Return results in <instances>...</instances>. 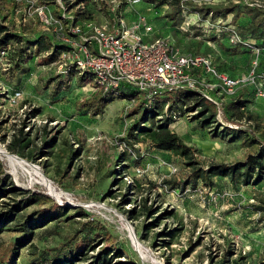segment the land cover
<instances>
[{"label":"rangeland","instance_id":"rangeland-1","mask_svg":"<svg viewBox=\"0 0 264 264\" xmlns=\"http://www.w3.org/2000/svg\"><path fill=\"white\" fill-rule=\"evenodd\" d=\"M15 1L9 18L0 14V22L23 38L0 50V184L7 188L0 194V264L60 260L84 239L86 248L67 264H264V169L247 180L244 174L216 175L206 183L196 176L199 169L245 162L259 152L260 145L251 144L247 134L252 129L264 142V97L249 95L242 126L247 133L229 132L218 108L211 105L207 111L196 101H163L162 109L143 120L145 109L140 99L131 100L133 92L91 116L82 106L95 93L88 81L82 85L79 74H61L56 61H48V52H38L41 36L46 43H58L38 14L41 4ZM181 1L198 28H174L166 16L179 14L177 0L164 5L143 0L133 9L155 32L169 33L181 53L207 51L213 60L232 64L240 76L254 53L227 56L224 44L211 39L213 32L206 27L215 24L208 8L217 11L239 1ZM240 4L236 10L242 24L248 20L247 6L264 9V0ZM86 8L103 19L94 0ZM259 73L264 74V51ZM240 93L249 94L248 87ZM167 140L182 143L187 153L161 148ZM4 150L34 167L12 166ZM35 192L48 194L53 202L17 207ZM56 205L66 213L50 215L21 242L20 224Z\"/></svg>","mask_w":264,"mask_h":264},{"label":"built area","instance_id":"built-area-1","mask_svg":"<svg viewBox=\"0 0 264 264\" xmlns=\"http://www.w3.org/2000/svg\"><path fill=\"white\" fill-rule=\"evenodd\" d=\"M94 1L104 14L103 19L99 16L77 21L75 14L64 11L62 0L59 2L62 18L47 5L37 7L55 40L67 47L56 61L61 74H67L71 68L81 74L90 72L94 77L91 89L104 93H115L122 85H128L140 92L147 101L146 106L158 97L179 90L198 91L221 113L225 104L244 87H252L256 96L264 97V74L259 73L262 51L244 40L236 26L225 27L227 22L219 20L206 27L218 38L227 33L231 45L242 44L254 53L251 65L240 76L218 68L207 54L181 53L169 36L155 32L146 17L134 11L133 6L143 0ZM75 9L87 11L86 1ZM188 11L185 6L181 9L184 20L178 28L182 32L194 25L188 19ZM127 14H136V19L129 21ZM152 33L157 35L149 38ZM229 125L238 129L243 126V120Z\"/></svg>","mask_w":264,"mask_h":264},{"label":"trees","instance_id":"trees-1","mask_svg":"<svg viewBox=\"0 0 264 264\" xmlns=\"http://www.w3.org/2000/svg\"><path fill=\"white\" fill-rule=\"evenodd\" d=\"M87 2V0H62L63 4L66 6L67 10L70 12L73 11L79 4L82 2ZM163 4L166 2V0H160ZM178 4L180 5V12L177 14H172L169 16H166L170 18L173 21L174 28L179 27L181 22H183L184 17L182 16L181 9L184 5V1L177 0ZM238 4H232L230 7L227 8H221L220 10L214 11L211 8L207 9V13L212 14V23H217L219 20H228L229 15H233L232 21L230 23H226L225 27L229 25H233L237 27V31L242 36L244 40L249 41L252 43L255 47L260 48L261 51H264V9L259 7H249L247 6L244 10V14H247L248 20L244 24L239 22L240 12L236 10L237 7H239L242 2V0H238ZM38 2L41 5H47V6H57L59 10L57 11V8L54 10L55 15L58 18H62L63 10L60 7V4L57 0H38ZM161 5V6H163ZM160 6V5H159ZM156 7V6H155ZM17 8V3L15 0H0V14L2 15L3 19L9 18L10 12L13 9ZM157 8V7H156ZM203 8L200 9L202 11ZM203 12V11H202ZM76 15L77 21H82L84 19H96L92 17L89 13V11L85 10L83 12L76 10L74 12ZM203 18V17H202ZM65 22L68 20L64 19ZM197 26H193L195 29ZM198 28V27H197ZM196 37L200 36V32H197ZM209 37L213 40H217L220 43H223L225 51L227 52V56H243V58H247V55L249 52H252L250 49L246 48L242 44H237L240 52H236L234 50V47L229 43L228 34L223 33L220 38L217 37L216 34H211ZM48 43L45 42L44 38L41 36L36 41V45L38 47V52H48V61L55 62L58 60L60 54L62 51H64L67 47L60 43L53 44L52 41L46 40ZM201 40H199L200 43ZM14 42H23L22 36L14 33L11 31L9 26L4 24V22H0V50H5L9 45H11ZM202 43V42H201ZM200 43V44H201ZM176 44V42L174 43ZM52 50L50 53L49 51ZM193 53H204L209 54L207 51H199L194 50L191 51ZM262 55V54H261ZM210 56V55H209ZM251 60V58H250ZM214 63L217 65L218 68L223 70H229L233 72L232 64L227 63L225 60L218 61L213 60ZM249 66V65H248ZM247 66V67H248ZM73 73H77L80 75V83L84 85L86 81H88V85L94 86V77L93 74L90 72H86L84 74L79 73L76 69L71 68L67 74L65 75H72ZM249 94H242L239 92V94L233 98L230 99L224 106L222 110L223 117L228 122H235V121H242L245 117V111L246 107L249 101H251L250 96H256V90L252 87H248ZM129 92H133L132 95H130L131 100L135 101L136 99L141 100V107H144L145 113L142 116L143 120H146L147 114L157 112L158 109L163 108V101L171 102V100L174 102L177 101H184L186 104H189L193 101H196V106H203L205 110L211 111V105L212 103L208 102L198 91L195 90H179L170 92L166 95H163L161 97H158L154 99L149 106H146L147 101L140 95V92L134 88H131L128 85H122L120 89L115 93H104L102 91H95L94 94H92L89 98L84 100L82 103L83 108L89 110L91 116L99 115L104 111V109L109 105L110 103L114 102L117 98H124L126 99L129 94ZM174 93V96H171L170 94ZM124 96H123V95ZM214 106V105H213ZM215 107V106H214ZM172 109V108H171ZM173 113H177L178 111L173 110ZM241 133H247V130H243L242 127L238 128ZM226 130L229 132H235L236 129L226 127ZM249 135L247 138L250 141L251 144H259L260 149L258 153H251L247 160L245 162H238L233 165L228 164H220L212 166L206 170H197L196 176L199 178H202L203 180L208 183V180H211V176L221 175V176H228L230 175L232 178H236L239 174H244L245 179H250L253 177L254 172L257 171V173L262 172L264 169V142H261L257 136L256 132L252 129L249 130ZM161 148L163 149H171L174 151H177L182 154L187 153V148L182 143L177 142L175 140H167L162 142ZM12 153L19 154L18 151H15L14 149H10ZM21 155V154H19ZM24 157L23 155H21ZM4 173V164L2 161H0V174ZM1 181V179H0ZM7 192V188L3 187L2 184H0V194ZM36 202V203H50L53 202V198L49 196L48 194L44 192H35L31 194L24 205H19L17 207L23 209L28 205L29 203ZM66 213V209L62 206L56 205V207L51 206L49 209L42 211V214L37 216L34 219L31 220H25L23 223L20 224V231L23 232V235L21 237V242H25L28 240L29 236L33 232V230L41 225H45V222L49 218L50 215L56 214L58 216H62ZM87 246L86 240H81V242H76L74 248L70 249L65 256L58 260L56 258L48 259L45 257L43 259L42 263L45 264H67L71 263L76 255L80 252H82ZM11 253L14 256V246H12Z\"/></svg>","mask_w":264,"mask_h":264},{"label":"bare ground","instance_id":"bare-ground-1","mask_svg":"<svg viewBox=\"0 0 264 264\" xmlns=\"http://www.w3.org/2000/svg\"><path fill=\"white\" fill-rule=\"evenodd\" d=\"M4 152H5V154H3V155L7 158V161H9V163L12 166H15V167H18V166H22V167H24V166H28V167L31 166V167H34L31 164L29 165L28 162L25 161L24 158H23L24 160H22V159H19L16 156H14V154H11L10 152L8 153L5 150H4ZM20 158H22V157H20ZM34 169H35L36 172L40 173L38 171V169H36V168H34ZM45 179H46L45 183L50 186L51 191H53V193H54V187H53L52 182L49 179H47L46 177H45Z\"/></svg>","mask_w":264,"mask_h":264},{"label":"crops","instance_id":"crops-1","mask_svg":"<svg viewBox=\"0 0 264 264\" xmlns=\"http://www.w3.org/2000/svg\"><path fill=\"white\" fill-rule=\"evenodd\" d=\"M126 16H127V19L129 21H132V20H135L136 19V15L135 14H127ZM156 35H157V33L156 34L155 33H152L151 35H149V38L150 37H154ZM164 35L169 36L170 34L165 31V34Z\"/></svg>","mask_w":264,"mask_h":264},{"label":"water","instance_id":"water-1","mask_svg":"<svg viewBox=\"0 0 264 264\" xmlns=\"http://www.w3.org/2000/svg\"><path fill=\"white\" fill-rule=\"evenodd\" d=\"M14 156L18 157L19 159H22V160H24L23 158H20V156H18V155H14Z\"/></svg>","mask_w":264,"mask_h":264}]
</instances>
